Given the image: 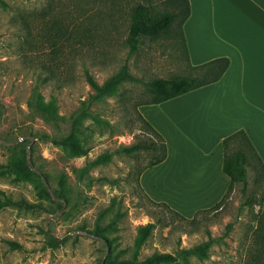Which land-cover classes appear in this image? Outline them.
I'll return each mask as SVG.
<instances>
[{
	"label": "rangeland",
	"instance_id": "rangeland-1",
	"mask_svg": "<svg viewBox=\"0 0 264 264\" xmlns=\"http://www.w3.org/2000/svg\"><path fill=\"white\" fill-rule=\"evenodd\" d=\"M139 3L155 13L175 9L173 0H0V264H118L134 255L138 228L150 221L157 225L139 259L213 237L208 255L191 256V264H264L254 231L264 205L246 204L241 184L221 205L229 185L197 208V170L140 173L149 151H120L153 135L139 119L142 111L160 113L145 103V81L186 73L187 66L174 33L131 50L127 37ZM123 66L135 79L92 104L79 152L44 137L68 133L71 115L92 92L85 70L102 83ZM38 84L46 99H57L59 121L30 106ZM167 133L176 155L188 141ZM105 153L109 161L83 171Z\"/></svg>",
	"mask_w": 264,
	"mask_h": 264
},
{
	"label": "crops",
	"instance_id": "crops-1",
	"mask_svg": "<svg viewBox=\"0 0 264 264\" xmlns=\"http://www.w3.org/2000/svg\"><path fill=\"white\" fill-rule=\"evenodd\" d=\"M189 3L183 31L191 63L228 56L230 65L215 82L147 104L159 108L160 113L142 114L166 136L168 153L145 171L197 170L200 181L196 178V188L203 191L197 208H201L214 203L230 185L223 171V139L227 135L244 129L264 161V0ZM167 132L188 141L187 145L180 141L176 155L168 147ZM207 198L210 203L204 204Z\"/></svg>",
	"mask_w": 264,
	"mask_h": 264
},
{
	"label": "trees",
	"instance_id": "trees-1",
	"mask_svg": "<svg viewBox=\"0 0 264 264\" xmlns=\"http://www.w3.org/2000/svg\"><path fill=\"white\" fill-rule=\"evenodd\" d=\"M175 9L165 11L163 13H155L146 3H139L135 8L129 26L127 42L132 51L138 49L139 44L144 39L156 40L164 35L174 33L179 37L183 55L186 58V73L171 75L169 77L155 76L145 81L148 98L145 103H160L189 92L198 87L210 84L219 80L230 65L228 56H219L209 61L193 64L190 61L186 37L183 31V23L190 14L189 0H173ZM88 83L92 87V92L87 99L82 100L81 105L71 115L70 128L67 134L61 136H50L44 134L55 145L60 146L64 150H80V133L84 121L92 116L91 106L94 102L103 100L106 96L114 94L119 86L127 80L135 79L127 66L108 77L100 83L95 76L85 70ZM30 106L39 110L51 121H59L60 113L57 99L52 96L46 99L40 90L39 84L35 86L30 100ZM96 120H100L95 117ZM139 119L144 124L143 130L152 132V136L148 139L139 140L130 145L120 148L121 152L128 154H138L141 150H147L151 154L150 161L146 166L139 170L142 173L147 167L162 162L168 153L165 137L142 115L139 113ZM223 171L230 178L228 192L224 198L217 204L221 205L229 191L237 184H241V191L247 195L246 204L254 205L256 203L264 205V161L258 153L255 145L244 129H238L223 139ZM112 157L111 153H105L95 160L89 162L83 171L86 172L92 167L109 161ZM28 170V165H26ZM38 179L40 173L32 172ZM254 185L250 188V185ZM263 188V190H262ZM262 190V191H261ZM1 205V204H0ZM1 207V206H0ZM197 218L190 219L194 222ZM257 225L255 227L257 247V255L264 257V208H262L256 216ZM157 223L150 221L142 224L138 228L135 238V252L129 259H124L118 264H191L190 257L196 255L204 258L208 255V250L214 240L213 237L208 240L189 248H179L176 253L171 252H155L145 259H139L140 249L152 234ZM94 233H100L94 230Z\"/></svg>",
	"mask_w": 264,
	"mask_h": 264
},
{
	"label": "water",
	"instance_id": "water-1",
	"mask_svg": "<svg viewBox=\"0 0 264 264\" xmlns=\"http://www.w3.org/2000/svg\"><path fill=\"white\" fill-rule=\"evenodd\" d=\"M28 160H29V154H28ZM44 180H45V182L47 184V181H46L45 177H44ZM48 188L50 189V186H48Z\"/></svg>",
	"mask_w": 264,
	"mask_h": 264
}]
</instances>
